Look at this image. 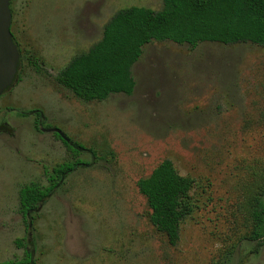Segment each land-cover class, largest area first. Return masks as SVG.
Listing matches in <instances>:
<instances>
[{"label": "rangeland", "instance_id": "obj_1", "mask_svg": "<svg viewBox=\"0 0 264 264\" xmlns=\"http://www.w3.org/2000/svg\"><path fill=\"white\" fill-rule=\"evenodd\" d=\"M17 81L0 96V263L264 264L249 240L264 199V46L170 41L142 48L131 95L84 102L55 78L85 54L117 12L162 0H9ZM33 65L36 67L34 68ZM67 142L82 146L78 154ZM39 120V119H38ZM57 135V136H56ZM81 161L24 221L20 188ZM169 160L192 181V211L170 245L136 183ZM30 225V226H29Z\"/></svg>", "mask_w": 264, "mask_h": 264}, {"label": "trees", "instance_id": "obj_2", "mask_svg": "<svg viewBox=\"0 0 264 264\" xmlns=\"http://www.w3.org/2000/svg\"><path fill=\"white\" fill-rule=\"evenodd\" d=\"M162 3L161 10L156 12L131 7L115 13L104 25L101 39L85 54L72 59L58 73L56 82L81 101H103L113 94H132L135 82L131 69L142 48L152 42L170 41L191 47L200 43L264 46V0H162ZM31 114L41 118L37 111L21 112L22 116ZM10 131L8 125L0 124V132ZM63 144L73 155L85 150L75 143L63 141ZM81 165L85 164L77 160L45 172L46 186L39 182L24 184L18 192L22 219L33 220L32 214ZM136 186L146 200L151 224L170 245H175L179 226L192 211L191 179L179 175L172 162L164 160L149 176L138 180ZM250 220L248 239L260 247L264 243L263 194L253 199ZM0 264L37 263L25 251L22 257Z\"/></svg>", "mask_w": 264, "mask_h": 264}, {"label": "water", "instance_id": "obj_3", "mask_svg": "<svg viewBox=\"0 0 264 264\" xmlns=\"http://www.w3.org/2000/svg\"><path fill=\"white\" fill-rule=\"evenodd\" d=\"M10 25V2L9 0H0V96L8 91L17 81L20 57L18 49L13 41ZM41 131L55 132L62 141H68L64 134L58 129L42 128Z\"/></svg>", "mask_w": 264, "mask_h": 264}, {"label": "flooded vegetation", "instance_id": "obj_4", "mask_svg": "<svg viewBox=\"0 0 264 264\" xmlns=\"http://www.w3.org/2000/svg\"><path fill=\"white\" fill-rule=\"evenodd\" d=\"M36 120H37V124H38L37 128L38 129H41V127H40V125H41V118H37ZM70 145H71V143H70Z\"/></svg>", "mask_w": 264, "mask_h": 264}]
</instances>
